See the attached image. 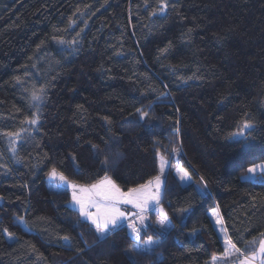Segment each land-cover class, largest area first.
<instances>
[{"label": "trees", "instance_id": "1", "mask_svg": "<svg viewBox=\"0 0 264 264\" xmlns=\"http://www.w3.org/2000/svg\"><path fill=\"white\" fill-rule=\"evenodd\" d=\"M262 161L264 0H0V264H210L225 254L213 212L230 260L249 257L264 182L242 175ZM162 164L170 228L146 213L147 252L126 225L98 234L47 183L56 168L126 192Z\"/></svg>", "mask_w": 264, "mask_h": 264}, {"label": "snow or ice", "instance_id": "2", "mask_svg": "<svg viewBox=\"0 0 264 264\" xmlns=\"http://www.w3.org/2000/svg\"><path fill=\"white\" fill-rule=\"evenodd\" d=\"M161 11H163V8H161ZM33 98L38 99L35 95ZM137 111L139 112L140 110L138 109ZM140 115L143 119L148 116V113L141 112ZM30 122L35 124L36 120L33 119ZM251 127V123L245 121L243 128L238 135L243 134V129ZM93 147L96 146L93 145ZM173 151L175 152L176 149H173ZM104 163L107 164L108 160L105 159ZM257 170L264 173V163L252 165L247 169V174H253ZM163 174L164 166L162 164L159 175L148 180L144 184L129 188L127 192L121 191L116 182L107 175L103 180L90 185L77 184L68 181L67 177H65L62 172H58L56 168H53L48 175L51 179H58L62 184H66L72 189V201L79 206L80 216L90 221L94 226L95 231L101 235L106 236L109 232L119 227L123 220L128 218L127 214L121 211V204L132 205L137 211L133 214L134 219L128 223V227L131 229L132 234H134L135 240L141 241L142 227L137 226V221L140 226H144L146 219L145 213L149 210V206L152 205L155 207L159 205L162 194L161 188L163 184ZM177 175L181 181L191 179L188 170L183 167H180L177 170ZM200 180L201 182H204V177H200ZM203 186L207 187L206 182L203 183ZM57 187H60V185H57ZM158 211L159 218L156 223L161 227H164L165 222L169 220L168 213L162 207H159ZM217 222L219 223L220 221L218 220ZM262 236H264V234H262ZM64 239L67 241L69 238L65 236ZM142 243L145 246L144 248H140L139 245H136L135 248L141 252H147L150 251L152 246L156 245L158 241L154 240L151 236H147ZM225 245L226 255L229 253V246L237 252L240 251L239 249H236L231 238L226 239ZM257 251L259 256L264 258V239L260 240L259 249ZM256 258L257 252H253L251 257H244V259L240 261V264H254ZM131 264H135V261L132 260ZM262 264H264V260H262Z\"/></svg>", "mask_w": 264, "mask_h": 264}, {"label": "rangeland", "instance_id": "3", "mask_svg": "<svg viewBox=\"0 0 264 264\" xmlns=\"http://www.w3.org/2000/svg\"><path fill=\"white\" fill-rule=\"evenodd\" d=\"M242 128H243V126L241 127V129H242ZM241 129H240V131H238V132L236 133V135H235L236 138L242 137V136L244 135V133L246 132V130H247V129H243V134H242V135H238V133L241 132ZM174 158H175V157H173V159H174ZM260 163H264V161L259 162V163H257V164H260ZM172 166H173V173L176 174V176L178 177L180 183L183 184V185L187 184L190 180H187V181H181L180 178H179V176L177 175V170L180 168V166H179V165H176V164H175V165L173 164ZM247 169H248V168H247ZM242 178H243V179L246 178V179H249V180H252V181L264 182V173H261L259 170H257V171H256L255 173H253V174H247V170H246V172L242 175ZM102 180H103V179H102ZM162 180H163V183H164V177H162ZM47 183H48V185H49L50 187H52V188H54V189H66V190H68L69 193H70V203H69V205H70V207H73L75 210H77L78 213H79V215H80L79 206L76 205V204L72 201V189H71L70 187H68L66 184H62V182L59 181L58 179H51V178L49 177V175H48V177H47ZM57 185H60V187H57ZM162 189H163V184H162L161 192H162ZM123 192H124V191H123ZM126 192H127V191H126ZM161 195H162V194H161ZM153 204H154V202H153ZM159 207H161L160 203H159V205H157V206H155V207H153L152 205H150V206H149V210H148L146 213L153 211V212L155 213V216L153 217L154 220H153V223H152V224L155 225L157 229H160L161 231H166L167 229L170 228V223H169V221H166V222H165V226H164V227H161L160 225H158V224L156 223V221H157L158 218H159V211H158ZM120 209H121V211L125 212V213L127 214V217H128L127 219L123 220L122 223H121L120 225H126V226H128V223L134 219L133 214L136 213L137 209L133 208L132 205H129V204H121V205H120ZM93 211H94V209H93ZM146 213H145V216H146L147 219H145V224H144V226H140V225H139V222H138V224H137V226H138V227H142V229H144V227H145L146 225L149 224V222H148V217H147V214H146ZM80 218H81L82 220L88 222V223L94 228V226L91 224L90 221L86 220L85 218H83V217H81V216H80ZM210 218H211V220H212V222H213V225H214V227H215L216 233H217V235H218V237H219L221 243L223 244V246H224V248H225V246H226V245H225V241H226L227 237H226V234H225L224 229H223V227H222L221 221H220L218 215H217L216 213H214V212L210 214ZM218 220L220 221L219 223L217 222ZM94 229H95V228H94ZM98 234H99V233H98ZM100 235H101V234H100ZM136 245H139L140 248H144V247H145V246L143 245L142 242L140 243V242H138V241H136V243L134 244V247H135ZM229 249H230V250H229V253H228L227 255H229V254L231 253V251H232L231 246H229ZM257 254H258V253H257ZM225 255H226V254H225ZM227 255H226V256H227ZM230 264H240V261H234L233 263H230ZM254 264H255V261H254Z\"/></svg>", "mask_w": 264, "mask_h": 264}, {"label": "crops", "instance_id": "4", "mask_svg": "<svg viewBox=\"0 0 264 264\" xmlns=\"http://www.w3.org/2000/svg\"><path fill=\"white\" fill-rule=\"evenodd\" d=\"M246 179V178H244ZM264 239V237L262 238ZM259 249V246L257 248V250ZM256 250V252L258 253V251ZM237 253V251H235V249H232L231 253L229 255H223L221 256L220 258H217V259H214L213 261H211L210 264H230V263H233L234 261H241L242 259H244L243 256H240L238 257L237 259H233V260H230L231 258L234 257V255ZM238 255V254H237ZM251 257V256H249ZM262 260H264V258H261L259 256V253L257 254V258L255 259V264H262Z\"/></svg>", "mask_w": 264, "mask_h": 264}, {"label": "built area", "instance_id": "5", "mask_svg": "<svg viewBox=\"0 0 264 264\" xmlns=\"http://www.w3.org/2000/svg\"><path fill=\"white\" fill-rule=\"evenodd\" d=\"M126 229H127V233H128V235H129V237H130L131 239L135 240L134 234H132L131 229H130L128 226H126ZM129 229H130V230H129Z\"/></svg>", "mask_w": 264, "mask_h": 264}, {"label": "water", "instance_id": "6", "mask_svg": "<svg viewBox=\"0 0 264 264\" xmlns=\"http://www.w3.org/2000/svg\"><path fill=\"white\" fill-rule=\"evenodd\" d=\"M147 219V218H146ZM137 224H138V221H137ZM130 230V229H129Z\"/></svg>", "mask_w": 264, "mask_h": 264}]
</instances>
